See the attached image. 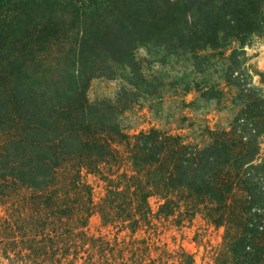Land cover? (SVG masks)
<instances>
[{
    "label": "trees",
    "instance_id": "16d2710c",
    "mask_svg": "<svg viewBox=\"0 0 264 264\" xmlns=\"http://www.w3.org/2000/svg\"><path fill=\"white\" fill-rule=\"evenodd\" d=\"M244 34L264 0H0V264H174L135 236L195 217L222 229L211 264H264V88L223 52ZM140 100H174L170 128L125 125Z\"/></svg>",
    "mask_w": 264,
    "mask_h": 264
},
{
    "label": "rangeland",
    "instance_id": "374dc122",
    "mask_svg": "<svg viewBox=\"0 0 264 264\" xmlns=\"http://www.w3.org/2000/svg\"><path fill=\"white\" fill-rule=\"evenodd\" d=\"M243 47V57H245L246 68L255 73L253 76V84L264 88V39L249 38L244 34L238 44H232L231 46L225 47L226 54L236 53L231 51L232 47ZM222 50H217L214 55H219ZM237 56V55H236ZM178 67H173L169 70L172 77L177 76ZM223 72V67L212 70L215 72ZM238 73H242L243 69H237ZM120 83L117 81H111L108 79L100 78L91 81L88 89V97L90 100L95 101L101 98H112L118 91ZM174 86V81L171 82ZM193 95L187 97L188 100L192 99ZM141 104H137L134 108L127 112L124 117V124L128 127L135 129H147L149 127H159L161 129H168V124L173 120V114L176 112L177 104L174 100L164 105L163 110H155L157 105L151 107V111L145 110L141 106L144 102L140 100ZM200 112L204 115L205 112ZM198 113L196 115H198ZM219 114L216 111H209L207 119L213 123ZM224 115V114H223ZM85 180L93 188L94 201L98 200L103 195L104 185L97 178L92 175H86ZM151 207L156 210L158 202L156 199L150 200ZM1 215V210H0ZM89 233L98 234L106 233L105 230L99 229V219L97 215H93L89 223ZM222 229L218 228L209 222L195 217L190 221L185 220L180 225L176 224L175 220L170 219L168 221H159L154 223V233L152 231H140L136 234L135 239L139 241L144 239L146 244L150 245V249L153 252H160L161 254L166 253L168 260L174 261V264H181L178 261L177 255L173 253L177 252L178 248H182L188 253L196 264H211L214 253L218 250L221 243ZM120 237V236H119ZM121 238V237H120ZM136 242L132 243L135 244Z\"/></svg>",
    "mask_w": 264,
    "mask_h": 264
}]
</instances>
